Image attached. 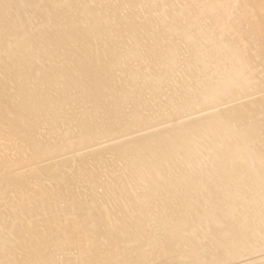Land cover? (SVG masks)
I'll return each mask as SVG.
<instances>
[{"label":"bare ground","instance_id":"obj_1","mask_svg":"<svg viewBox=\"0 0 264 264\" xmlns=\"http://www.w3.org/2000/svg\"><path fill=\"white\" fill-rule=\"evenodd\" d=\"M10 1L11 0H5L4 2L2 1L3 3H1V11L3 12L7 10L5 12L7 15L8 9H10L13 16L11 20V14L7 15V17L9 16V19H5L6 23L3 24L7 26L6 28H8V26L9 29L10 27H12V29L15 30V34L19 37V40L17 39L18 42L26 45V48H28L29 50L32 49L31 54L35 56L37 62L39 61V58L41 59V62L39 61V63H36L35 61H33L32 63L29 62V64L25 60H22L19 61L18 64H15L16 62L13 61L15 66H12L13 64L10 61L11 63L6 64L5 69L7 70V65H10L9 72L12 70V68L14 70H17L16 72H20V74L16 73L15 71H11L10 73L15 72L13 73V77L15 75V78H17L18 76H22L21 82H25V80L29 81L32 79H36V77L38 76L43 79L42 82H45V85L46 83L48 85H50L51 83H58L59 86V83H61V85H63L61 88L63 92H60L58 90L59 87L57 90L60 92L59 95L62 97L60 100L63 102L64 99V102L63 106H60V109H63V111L61 112L60 109L55 111L54 107L56 108L58 106L59 108V100L55 101L56 98H51V96L49 97L48 95L44 94L45 90L43 94H36V90L35 94L33 95H35V99L40 98V100L37 99L38 102H40L35 105V102L33 100L31 101L28 99L29 96H27L26 98V96L23 95L26 88V86L24 88V82H22V85L24 83L23 89L21 88V86L14 87L15 91L24 90L21 93V96H24L26 98L25 99L24 97H20V92L18 91V94L14 93L17 95V97H20L19 99H21V101L19 102H16L17 100L15 101L16 103H18V105L15 104L17 107L19 106L18 109H15V106L11 107L8 102H5L6 105H10V109H8L9 111L6 110V114H4V112L3 114L5 115V117L8 114H12L13 118H11L12 124L10 125L9 130L5 133L4 130H6L7 127H4L8 123L4 124V122H2L4 118L3 114L0 116V139L5 138V140L12 142V140L9 139H12L14 136H18L17 138H20V140L18 139L20 142L15 143V145H5V143L2 141L1 142L4 144L0 143V194L1 191H7L13 194V196H9L10 199L6 203H4L5 201L3 203L2 201L0 202V235L4 238L2 241H0V264H264V58H262L264 56V0H210V3L204 4L206 5V8H204V6V10L202 12L201 10L200 12L198 11L200 14L205 13V17H208L213 21L212 24H214L216 28L210 31L204 30L205 24H201L200 22H198L200 21L199 19L201 17V15H198V12L196 13L197 16H189V18H186L190 19V21H188L189 24L191 23L190 25L188 24L189 26H194V23H199V26L196 25L198 26V32H195L194 28L192 32L190 30V32L186 33V30H184L183 33L185 34V36H183L181 39V45H183L184 47H189L191 49L193 48L194 50L192 52H189L187 56L183 57V54L181 53V50L183 48L181 46V48H179L176 53L173 52L171 48V50L168 49L169 51H165L166 56H164L165 54L161 57H158V55L155 56L156 58H161V60L162 58L165 60L166 57L172 56L173 54H175L176 57L174 56V62H164L162 60V63L160 64V72L157 70L150 71L148 69L150 72H147L148 74L146 75V77L144 75L145 78H143V80L146 81L142 82L141 80V84L139 81L140 86L142 87L143 85L142 92H144L145 95H149L151 97V94L155 92L156 89L162 87V85H164V82L166 83L165 79L169 77L174 78L175 74L178 73L179 75L181 74L178 79L180 80V83L183 87L182 95L177 97V93H173L172 97H169L172 101L171 104H173V109L169 114H158L153 117L147 112V114L139 115L136 119L137 122L135 121V123L136 127H138L137 124H139L138 120L140 119L139 121L142 122L143 125V128L141 129L137 128L133 129L132 131L131 126H134V122L133 125L120 124L121 126L119 128H116H118L119 132L121 131V135H119V132L117 133L119 135L118 137H120V139L123 138L124 140H122L121 142L113 141V143L111 141L115 137H113L114 135L111 136V134L116 133V128L112 129V124H109L107 122L112 121L114 118H118L115 116L120 110V103L116 100L117 98L119 99V97L121 98L122 96H126L130 93L128 89H126L127 87L137 86L138 81H136L135 79L136 75L132 74L131 78H126L129 82L128 83L126 81L128 83L125 86L126 88H124V86L122 87V89H120L121 87H115V89L118 90H112L110 89L112 87L110 85L109 90L112 91L111 94H108L110 92L109 90H106L108 85L105 81H102V78L104 77L103 75H105V72H113L116 67L118 68L120 55L115 56L117 55L116 53H118L117 51L114 53V56H111L112 52H108L109 54H111L109 55L111 56V58H108L107 53V60L104 61V63L106 62L107 67H105V69L103 67V69L105 70V72L103 71L104 74L101 75L102 73H100L99 75L98 71L95 72L94 70V73L92 74V71H90L89 73L92 74V76L90 75L91 78L89 79V81L82 74L80 68H77L78 72L76 73L78 74L73 75V71L69 75V72L65 73V68H60L61 66L57 67V65L54 66L45 64L46 57L49 54L51 55V52L54 53L55 48L54 50L52 49L54 45H50L49 39L46 43L44 41L43 43L42 41H40V37L35 36L34 38H31L29 36H26V29L35 30V27L31 25L32 21H30L29 14L39 13L41 16L43 15V22L46 23V26L47 24L54 26L55 20L58 19L55 18L59 17L56 15H62V11H60L59 9L61 8V5H66L72 0H15V4L12 2L13 5ZM124 1L125 0H123V2ZM81 2L83 3V1ZM93 2V0H90V3ZM126 2L128 6L129 4H131L130 6H140L141 9L142 5V8L144 9L146 0H126ZM86 3L89 4V1L86 0ZM98 3L100 2L98 1ZM124 4L126 3L124 2ZM178 4L179 3L177 0H158L156 4L158 5L156 6V12L151 9H149V11H153V17H155V13L156 15L161 17L160 15L166 11L165 7L169 6L167 11L170 10V12L168 13L171 14V11L179 10ZM92 7L93 6H90L89 8L91 9ZM118 7L120 8V6ZM132 7H130L129 11ZM89 8L85 7L82 12H84V15H86L85 20L91 19V23L93 17L90 18V14L93 10L91 9L90 12ZM53 9L56 13L54 15L53 12L52 17L51 12L53 11ZM132 12L136 14L133 10H131L129 14ZM141 12L144 14L143 11H140L139 13L142 14ZM145 14H147V12ZM174 14L175 13L173 12L172 15ZM158 16L157 19L159 20L156 21L157 23H159L158 21H160L159 24H161V21H163V17L159 18ZM13 18H15L16 21ZM60 18L62 17L60 16L58 21H61ZM150 19L151 18H149V20ZM163 19L165 20V18ZM99 20L101 19L99 18ZM151 22L152 19L150 23ZM150 23L149 25L152 24ZM207 23H209V21ZM94 25L95 24H93V26ZM239 25L243 26V30L240 31L241 33L237 31ZM122 26L125 27L124 25ZM72 27L74 28V26ZM82 27L83 26H81V30ZM104 27L102 28L103 30L105 29ZM165 27L166 26H164L163 24L162 27L159 25V29L161 28V32L165 30ZM77 28L80 29L79 26ZM85 28L83 30H85ZM131 28L129 27V29ZM152 28H149L152 30V32L157 34L161 33L160 30L159 32H157L158 28L154 29L153 26ZM201 28H203V31H201ZM123 29L124 28H122V30ZM72 31L73 30H71V32ZM77 31L80 32V30L78 29ZM111 32L113 33L112 30ZM128 32L130 33V31ZM148 32L150 33V30L147 31V33ZM147 33H145V35ZM125 34L128 35L127 32ZM204 34L207 35V37H205L206 35L204 36V40L206 42L203 47L204 49L202 50L205 52L203 53V55H200L197 53V51H201V49L199 48L204 44H202L201 41ZM68 35L70 34L68 33ZM147 36L145 37L146 43ZM108 37H110V34ZM161 37L159 38L160 40L162 39ZM63 38H65V40L69 38V42L72 39H70V36L67 38V35H64ZM80 38L83 39L82 43H84L85 34L84 38L82 36ZM121 38L124 39L125 36H122ZM136 38L135 40H137ZM141 38L143 39L144 37ZM149 38L150 34L148 39ZM131 39L133 41L132 36ZM159 39H157L158 42ZM91 40H93L92 37ZM91 40L89 39V42ZM141 40L138 39V41ZM152 40L153 38L151 39V41ZM108 41L111 42V39ZM112 44L113 43H111V46L109 44L108 45L112 48ZM85 45L89 47L90 44ZM100 45L101 43L99 44V46ZM114 45L115 44H113V46ZM125 45L127 46L128 43ZM93 46L91 45L92 48ZM139 46L141 47V45ZM91 47H89V49ZM116 47L117 45L115 46V48ZM111 48H109L110 51H112V49L113 51H115L114 48ZM119 48L120 47H118V49ZM4 49L6 48L0 45V55H2V51L4 53ZM106 50L108 49L106 48ZM123 50L124 48H122V50L120 49V51ZM129 51H131V49ZM101 52L102 51H100V58L102 57ZM124 52H127V49L126 51H123V53ZM5 53L4 55L6 56ZM91 54L94 55V52H91ZM180 54H182L181 58ZM93 55L91 57H93ZM8 56H10V54L7 55V58H9ZM71 56L73 55L68 56L67 59L72 60L73 57L71 58ZM91 57L87 56V58H89V62H92ZM207 57L208 59L210 57V60H204V58ZM63 58H66V55L65 57L63 56ZM82 58L83 61H86L84 60V57ZM100 58L98 59L99 61L102 60V58ZM75 59L77 60V57L74 58V60ZM166 59L168 60V58ZM212 59L215 62L226 61L227 59V63L225 62L226 65L223 68L224 74L226 76L229 75L230 78H227V80L225 79L226 81H216L219 86H221V84L222 86L220 87V91L217 93L215 92L216 94H214L213 97L210 96L212 95L211 92V94H204L206 86L201 85L200 83L197 84L193 88V92L195 95H199V93H202L200 97L201 101L199 103L195 102L196 104H193L192 102H194V100L192 101L191 98H187L189 97V95L193 94V92L191 91V82L194 81L193 78L197 76V74L205 76L204 74L208 73V71L206 73L205 70H202V67H206L208 62L213 61ZM10 60H13V56ZM74 60H72V62ZM72 62L70 64H72ZM85 63H87V66H89V63L87 61ZM92 63H95L96 65V62ZM158 63L159 61L157 62V64ZM44 64L46 66L45 68L43 67ZM82 64L84 63L81 62V66ZM101 64L100 66H105L104 64ZM190 65L194 67V70L200 71V73H196V71H194L193 68L190 67ZM87 66L85 65V67ZM75 67L73 68L75 69ZM96 67L98 66L96 65ZM96 67H94V69H97ZM71 68L72 67H70V69ZM88 68L90 69V66ZM19 69L20 71H18ZM120 69L123 68L120 67ZM255 69L260 70L257 73V75H260V78L254 76L253 70ZM4 70L3 72H5ZM188 71L191 72L188 73ZM6 76H8V73L4 75L5 78H8ZM126 76L128 77L129 75ZM79 77H81L82 79H79ZM113 77L115 78V76ZM163 77L165 78L162 79ZM108 78L109 77L106 75V81L110 82V78ZM12 80H14V78L11 79V81ZM17 80H14L12 83L16 82ZM5 82L9 84V81L7 82L6 79ZM210 82L214 83L211 80ZM210 82L208 81L206 85L208 84L209 86ZM6 83L1 82L0 84V101H2L0 103L3 104V107L5 105L3 101H7V99L11 97L10 96L7 98V96H9L10 94V91L9 89L7 90V88L10 87L11 90L13 88L12 86H9L10 84L8 85V87ZM104 83L107 86H105ZM111 84L113 83L111 82ZM36 85L40 86V83H37ZM252 89H259V94H256ZM120 91L122 94H120ZM118 92L120 95H117ZM6 93H8L7 96H5ZM47 93L49 94L50 92L47 91ZM142 95L143 93L139 94L136 99H134L133 97L131 98H133V101H143L147 103L145 99H142ZM4 96L6 99L3 98ZM1 97L4 100H2ZM31 97L33 98L32 95ZM234 98H236V100L238 101L235 104L233 103L231 106L228 105L231 103V100H234ZM14 99H16L15 96ZM27 99L29 100V102H32V104L29 103V106H26L28 102L25 103L26 101H28ZM24 100H26L24 102L25 104L22 105L21 102ZM98 100H101L105 104H114V107L112 106V111L111 109H107L108 107L105 106V104L103 105L107 110H109V114L107 113L109 117L107 116L108 118H106L109 120H104L105 115L102 116V113L106 111L102 109L101 101L99 102ZM15 102L13 101V104ZM51 103L54 104V107L50 106ZM148 103L147 105H149ZM2 104H0V106ZM136 104L137 103H135V105ZM64 105L69 106L67 107L68 110L64 109ZM76 105H79L80 111H78V109L75 107ZM218 105L222 106V108L220 107L217 109L216 107ZM8 106L6 107L8 108ZM49 106L51 109H53L50 110ZM198 106L203 107V109H200L199 111L196 110V107ZM75 108L77 109V112L75 114L73 112L72 114L71 111L73 109L75 110ZM213 108H216L217 111L215 110L213 112H209V109L211 110ZM101 110L104 112H102ZM207 111L209 112V114H207ZM203 113L206 114L198 117L199 114ZM110 114H112V116H110ZM62 115H68V118L63 119L64 121L62 126L65 127L64 129H62V126L59 128L57 125V118L62 117ZM101 116L104 117L103 121L101 119ZM5 119L3 121H5ZM210 119L215 120V125L213 126L216 130V133L220 135L219 132H221L222 136H224L225 138L222 137L224 139L223 142H221V146L217 145L219 147H214V149H216L217 151L212 149L213 152L211 151L209 153L204 151V153H201L205 156V158H210L208 159V162H205L208 163V166H201L198 165V162H195V160L196 158H198V156L200 157L202 155H200L199 153L196 158L193 157L194 155H197L198 152L196 151L199 148L198 146L200 144L194 145V142H192L191 140L192 138L188 139V135H190L191 130L195 129L196 127H202L204 123L205 125H207V123L208 125H211L210 121L207 122ZM153 120L156 121L152 123ZM123 121L120 122L123 123ZM149 124H152L151 127H148ZM100 125L102 126L100 127ZM43 126L45 128H43ZM125 126H128L129 129H125ZM236 126H238V128ZM203 127L202 129L204 130ZM209 127L207 128L209 129ZM39 128L45 129V133L40 132L42 134L40 135V138H38V141L33 140L34 137H37L35 136L36 134H40L35 133L37 132V130H40ZM235 128L238 129L239 132L235 130ZM60 129H62L61 131L63 132L65 131V134L61 133L59 131ZM198 130L200 129L198 128ZM21 133L23 134L22 136ZM192 133L194 134V131ZM19 135L21 137H19ZM105 139L108 142L110 141L112 144H108V142H106L104 144H107V147L105 145V148H102V142L100 143V141ZM211 139L213 138L211 137ZM96 141H98L101 145H99V143ZM188 142H190V144H188ZM96 143H98V145L101 146L100 148L102 149L95 150V147L97 146H95ZM89 144L93 145H91L92 148L95 146V152L89 154L90 158H92V161L103 163V157L105 155L114 157L116 156L118 160H121L123 158V170H127L128 174L126 171L127 175H124L127 182H120V185L118 187H115L114 189H111L109 186L108 188L107 186L105 188L101 180L102 177L100 175L89 178L90 181L83 180V182L88 185L84 186L86 193H95L96 195L102 193L98 192L99 190H103L105 196V198H99L97 196H94L93 194H87L86 196L90 197L91 199L89 200V203H84L80 196H75L72 193L68 195V186L73 185V178H71L70 180L68 176L74 175L82 170L84 166L83 164H85L84 161L86 160L85 156L87 157L88 154H86L85 156H77L75 160L74 158L70 159V156L66 157V155L68 156V154H65V157H63L64 154L61 152H63L70 146H88ZM171 146L175 151L178 150L177 152L180 155L185 156V161L182 160L181 163H183L185 166L190 167H184L181 169L176 167L180 170H178V175L172 177L173 180L172 178H170L171 175L169 176V178L174 181L173 183L170 179H166V176L168 177V174L172 172V168H170V165L172 164H169V167L167 168L165 163L168 159V156L166 157V160L163 156L165 148H167L168 152ZM195 146H197L198 148ZM141 147H150L151 150H156L158 156L162 152L163 153L160 155V159L159 157H157L158 160L153 162V165L148 164L149 166H146L145 163L140 162L143 160L141 157H133L135 150ZM194 148H197L195 151H193L196 153H192L194 154L192 155L191 152ZM201 148L205 147L203 146ZM79 149H76V151L79 152ZM82 149L80 151L84 150ZM201 150L199 149V151ZM171 152L170 155L173 153ZM57 155H62L63 158H61V160H59L60 158H58L57 160L56 157H59ZM166 155L168 154L166 153ZM162 157L164 158V161L162 160ZM134 158L139 161L135 160ZM202 159L205 160L203 156ZM169 160L170 159H168L167 163H170ZM180 160L181 159H179V162ZM42 161L49 162H46L47 164L44 163L45 165H43L41 163ZM38 162H40L43 166L38 167ZM20 164L22 168L23 166H26V168L28 169L26 172L18 175L19 173L17 171L19 169H22L21 167H19V169L17 168ZM69 172H71L72 174L69 175ZM61 173H63V175ZM134 173L137 174V176L134 177ZM81 176H84V174H81ZM62 178L65 179L67 184L69 183L68 186L67 184H65L67 186L66 189L68 188V191H61V188H64L62 187V183L61 188H59V192H57L58 190L54 189L57 193H55V191L54 193H52V191L49 189V186L52 183L55 184V182H58ZM138 179H140L141 182H144V184H138ZM35 181V186H37L38 188L33 191L32 186ZM134 183H137V187L135 186L136 188H133ZM54 184H52V186ZM59 185L60 183L58 184V187ZM55 187L56 186L54 185L53 188ZM138 188L139 190L136 191V189ZM108 189H110V191H114V194L118 195L119 197L117 198H119L120 200L113 207V212L109 210V207L107 209L108 205L106 202V195L109 193ZM49 190L52 193H50V195H48ZM85 192L83 194H85ZM110 198L112 197L110 196ZM150 199H152V203H154L151 210H153L154 207L158 210L157 213L154 212L156 213V215L152 214L154 217H149L148 215L146 216V213L149 211V207H146V205L150 203ZM110 200L108 199V201ZM206 206H209L211 210H207L205 208ZM123 208H127V210L129 211L130 209L128 208L134 210L130 212L127 211L129 215H122L121 217H118L119 215L116 214L118 212L123 213ZM21 215H25L27 218L23 216L25 219L22 220L20 217ZM112 216H115V221L113 220L114 222H112V224H109L111 222ZM6 217L12 218V220L8 221ZM127 218H131L133 219V221H131L132 224L130 225L131 230H125L124 232V228L116 223L124 222ZM113 223H115V225H113ZM78 225H82L84 230L83 232H81V230L79 229L82 235L81 237H84L83 240H80L81 238L78 239L79 244L78 241H76L77 238H79V232L77 228ZM37 232H42L40 234V237L39 235H37ZM4 235H7L8 237H4ZM24 235H27L28 237L25 238ZM24 239L26 240L25 242H23ZM82 242H89L90 245L86 246L82 244ZM23 243L29 244L24 246Z\"/></svg>","mask_w":264,"mask_h":264},{"label":"rangeland","instance_id":"obj_2","mask_svg":"<svg viewBox=\"0 0 264 264\" xmlns=\"http://www.w3.org/2000/svg\"><path fill=\"white\" fill-rule=\"evenodd\" d=\"M5 1V0H0V7H1V3H3V2ZM14 1L15 0H11L10 2L12 3H14ZM81 1H83V3L81 2ZM87 1H89V4L88 3H86V0H72V1H70L68 4H66V5H61V8H59L60 9V11H62V15L61 14H58V15H56V16H61L62 18H60L61 19V21H58L59 20V17H56L55 19H57V20H55V23H54V26L53 25H48L47 24V26H46V23L45 22H43V15L41 16L39 13H34V14H29V16H30V21H32V24L31 25H33L34 27H35V30H30V29H26V31H25V34H26V36H29V37H31V38H34L35 36H37V37H40L41 39H40V41H44L45 43L48 41V39H49V43H50V45L51 46H53V50H54V48H55V50H54V53L53 52H51V55L49 54L47 57H46V60H45V64H49V65H57V67H59V66H61L60 68L61 69H64L65 70V73H68L69 75H70V73L71 72H73L74 71V73H72L73 75H76V74H78V73H76V72H78L77 71V68L79 69L80 68V71L82 72V74L88 79V81H89V79L91 78L90 77V75L92 76V74L94 73L93 72V70L95 71V72H97L98 71V74L100 75V73H102L101 75H103L104 74V72H105V67H107V65H106V62L104 63V61L105 60H107V53L109 52V53H111V54H109L108 53V58H111V56H114V53L117 51L118 53H116L117 55H115V56H118V55H120V59H119V65H118V68L116 67V69L111 73V72H108L109 74H110V76H109V74L108 73H106L105 72V75H103L102 77V81L104 82H106V84L108 85H106L105 83V86H107V89L106 90H109V88H110V85L112 86L110 89H112V90H118V89H115V87L117 88V87H121L120 89H122V87L124 86V88H126L125 86H126V84H128L129 82L127 81V79L126 78H131L132 77V74H134V75H136V81H138V83H137V86H132V87H127L126 89H128V91L130 92L129 94H127L126 96L124 95V96H122L121 98L119 97V99L117 98V100L116 101H119V107H120V110H119V112L117 113L118 114V116H117V114H116V116L115 117H118V118H114L112 121H106L107 123H109V124H112V129L113 128H116V127H120L121 125L120 124H129V125H133V122H134V126H131V130L133 131V129H141V128H143V125H142V122H140L139 120H138V123L140 124V126H139V124H137L138 125V127H136V123H135V121L137 122V117L139 116V115H143V114H147V112H148V114L149 115H152L153 117L154 116H156V115H158V114H162V115H166V114H169V113H171V110L173 109V104H171V100H170V96L172 97V94L173 93H177V97H179L180 95H182V92H183V87H182V85H181V83H180V80L178 79L179 78V76L181 75H179L178 73H176L175 74V77L173 78V77H169V78H167V79H165L166 80V83L164 82L163 84L164 85H162V87H160V88H158V89H156L155 90V92H153L152 94H151V97L149 96V95H145V93L144 92H142V88H143V85H142V87L140 86V84H141V80H142V82H144V81H146V80H143V78H145L146 77V75L148 74L147 72H150V71H152V70H154V71H159L160 72V68H161V61L163 60L164 62H170V61H173L174 62V56H175V54H173L172 56H169L170 58H171V60H170V58L169 57H166V58H168V60L165 58V60L162 58V60H161V58H158L159 56L161 57L162 55H164V56H166V53H165V51H167L168 49L169 50H171V48H172V51L173 52H177V50L179 49V48H181V46H182V50H181V53L183 54V57H185V56H187L188 55V53L189 52H192L194 49L192 48H189V47H184L183 45H181V43H182V41H181V39H182V37L183 36H185V34L183 33L184 32V30H186V33L187 32H190V30H191V32H192V30H193V28H194V30H195V32H198V26H199V23H197V24H195L194 23V26L193 25H191V26H189L190 24H189V22L188 21H190V19H186V18H189V16L191 17V16H197L196 15V13L199 11L200 12V10H201V12L204 10V8H206V5H204V4H207V3H210V0H177L178 1V9L179 10H175V11H171L172 13L170 14V13H168V12H170V10L169 11H167L168 10V7H165V9H166V11L165 12H163L160 16L161 17H159L158 15H156V13L154 14V16L155 17H153L152 16V14H153V11L154 12H156L155 10H157V7L156 6H158V5H156L157 4V2H158V0H146V3H145V6H144V4H143V6H144V9L142 8V5H141V9H140V6H130L131 4H129V6H128V4H127V2H126V0L124 1L126 4H124V2H123V0H96V2H95V0H93L94 2L93 3H90V0H87ZM98 1L100 2V3H98ZM151 1V2H150ZM153 1V2H152ZM9 2V3H10ZM110 2V3H109ZM148 2H149V4H148ZM13 3H12V5H13ZM156 3V4H155ZM182 3V4H181ZM15 4V3H14ZM72 4V5H71ZM91 4V5H90ZM147 4V5H146ZM84 5V6H83ZM93 6L91 9L93 10L92 12H91V9L89 8L90 6ZM100 5V6H99ZM117 5V6H116ZM122 5V6H121ZM149 5H150V7H149ZM154 6V8H153V6ZM78 8H77V7ZM89 6V7H88ZM107 6V7H106ZM118 6H120V8L118 7ZM181 6V7H180ZM205 6V7H204ZM67 7V8H66ZM80 7V8H79ZM85 7H87V8H89V11L91 12V14H90V18H92V21H91V23H90V20L91 19H89V20H85L86 19V15H84L85 13L84 12H82V10L85 8ZM96 7H97V9H96ZM130 7H132L131 8V10H133V11H135V13L136 14H134V12H132V13H130L129 14V12H131V10L129 11V9H130ZM136 9H135V8ZM204 7V8H203ZM76 8V9H75ZM134 8V9H133ZM138 8V9H137ZM181 8V9H180ZM64 9V10H63ZM139 9H140V11H143L144 12V14L142 13V14H140L139 12ZM143 9V10H142ZM149 9H151V10H153V11H149ZM10 9H8V12H7V15H9V14H11V10L9 11ZM96 10H98V11H96ZM100 10H101V12H100ZM106 10V11H105ZM109 10V11H108ZM147 10V11H146ZM196 10V11H195ZM7 10H5V11H1V9H0V45L1 46H3L4 48H6V49H4V53L5 52H8V53H5L6 54V56L4 55V53H3V51L1 52L2 53V55H0V84H1V82L2 83H6L5 82V79H6V81L8 82L9 81V84L8 83H6L7 84V86L9 85V86H12L13 88H12V90H11V88L9 87V88H7V90L9 89V91H10V94H9V96H7L8 95V93H6V95L5 96H7V98L8 97H10V98H8L7 99V101H3V103L5 104L4 105V107L6 108H4L3 107V104L2 103H0V104H2L1 106H0V112H1V114H0V116L3 114V112H4V114H6L7 113V111L6 110H8V109H10L9 107H10V105H11V107H14L15 109H18V107L16 106V105H18V103H16V102H19V101H21V99H19L20 97H24V96H21L22 94V92L24 91H20V90H14V87H20L21 86V88L23 89V85H24V83H25V85H24V88H25V86H26V88H25V91H24V93H23V95H25L26 96V98H27V96H29L28 97V99L29 100H33L34 102H35V105H37L39 102H38V100L37 99H39L40 100V98H36L35 99V95H33V94H35V92H36V90H37V92H36V94L37 93H42L43 94V92H44V90H45V92H44V94H46V95H48L49 97L51 96V98H56L55 99V101H58L59 100V102H58V105H59V108H58V106L55 108L54 107V104H52V103H55V102H52L51 104H50V106L51 107H54V109H55V111L56 110H58V109H60V106H63V102H64V99H63V102L60 100L62 97L59 95L60 94V92L62 91L63 92V90L61 89L62 88V86L63 85H61V83H59L60 85L58 86V83H51L50 85H48L47 83H46V85H48V86H50V87H48V86H46L45 85V82H42V80L43 79H41L40 77H36V79H32V80H25V82L24 81H22V82H24L23 83V85H22V82H21V80H22V76H18L17 78H18V80H17V78H15V75H14V77H13V73H15L17 70H14L12 67V70L11 71H15V72H13V73H10L9 72V67H10V65H7V70H8V72H7V70L5 69V67H6V64H10L11 62H12V66H15V64H18V62L19 61H22V60H25L26 62H30V63H32L33 61H35L36 63H39V61L41 62V59L39 58V61L37 62V59L35 58V56L33 55V54H31L32 53V49H28V48H26V45H24L23 43H21V42H18V40H19V37L15 34V30H13L12 29V27H10V29H12V30H10L9 29V26H8V28H6L7 26L6 25H4L3 23H6V20L5 19H9L8 17H7V15H6V12ZM103 11V12H102ZM129 11V12H128ZM147 12V14L150 16H148L147 14H145L146 12ZM178 11H179V13H178ZM184 11V12H183ZM53 12H54V15H55V10L53 9V11L50 13L51 14V16L53 17ZM93 12H95V13H93ZM107 12V13H106ZM138 12V13H137ZM149 12V13H148ZM150 12H152V13H150ZM167 12V13H166ZM173 12L175 13L174 15H172L173 14ZM177 12V13H176ZM198 12V13H199ZM2 13H5V14H2ZM93 13V14H92ZM100 13V14H99ZM119 13V14H118ZM65 14V15H64ZM109 14V15H108ZM165 14V15H164ZM3 15H4V17H3ZM97 15V16H96ZM103 15V16H102ZM107 15V16H106ZM168 15V16H167ZM170 15V16H169ZM198 15H201V17H200V21H198V22H200L201 24H205L204 25V27H205V29L204 30H207V31H210V30H214L215 28H216V26L214 25V24H212V20L210 19V18H208V17H205L206 16V14L204 13H199ZM123 16H124V18H123ZM143 16H145V17H143ZM148 16V17H147ZM152 16V17H151ZM157 16L159 17V18H165V20L162 18V20L164 21V23H163V21H161V24H159L160 23V21H158L159 23H157V21L156 20H159V19H157ZM167 16V17H166ZM186 16H188V17H186ZM2 17H3V19H2ZM12 14L10 15V19L12 20ZM94 17H95V19H94ZM98 17V18H97ZM105 17V18H104ZM142 17H143V19H142ZM177 17V18H176ZM205 17V18H204ZM99 18L101 19V20H99ZM116 18V19H115ZM126 18V19H125ZM140 18V19H139ZM149 18H151L152 19V24L150 23V21H151V19L149 20ZM171 20H170V19ZM182 18V19H181ZM13 19H15V18H13ZM83 19H84V21H83ZM139 19V20H138ZM175 19V20H174ZM5 22H4V21ZM104 20V21H103ZM146 20H147V22H146ZM149 20V21H148ZM182 20V21H181ZM14 21V20H13ZM15 21H16V19H15ZM75 21V22H74ZM95 21V22H94ZM99 21V22H98ZM107 21H109L110 22V24H109V22H107ZM135 21V22H134ZM142 21H143V23H142ZM168 21V22H167ZM209 21V23H207ZM58 22V23H57ZM77 22V23H76ZM113 22V23H112ZM69 23V24H68ZM71 23V24H70ZM80 23V24H79ZM84 23V24H83ZM87 23H90V24H87ZM105 23H106V25H105ZM130 23V24H129ZM149 23L151 24V25H149ZM178 23V24H177ZM74 24V25H73ZM77 24V25H76ZM93 24H95L94 26H93ZM103 24V25H102ZM121 24V25H120ZM162 24L164 25V26H166L164 29L165 30H163L162 32H161V28L159 29V25L162 27ZM189 24V25H188ZM67 25V26H66ZM74 26V28L72 27V26ZM102 27H101V26ZM107 25H108V28H107ZM122 25H124L125 27H123ZM149 25V26H148ZM196 25H198V26H196ZM5 28H4V27ZM51 27V28H49V27ZM79 26L80 27V29L79 28H77V27ZM81 26H83L82 27V30H81ZM105 26V27H104ZM152 26L154 27V29L156 28H158V31L157 30H155V31H157V32H159V30H160V32L161 33H154V32H152V30L151 29H149V28H152ZM173 26H175V27H172ZM53 27V28H52ZM86 27V28H85ZM101 27V28H100ZM105 28L104 30L102 29V28ZM111 27V28H110ZM121 27V28H120ZM129 27L131 28V27H133V28H131V29H129ZM85 28V30H83ZM107 28V29H106ZM116 28V29H115ZM122 28H124L123 30H122ZM125 28H126V30H125ZM135 28V29H134ZM192 28V29H191ZM208 28V29H207ZM243 28V26H241V25H239L238 26V32L239 33H241L240 31L241 30H243L242 29ZM69 29V30H68ZM77 29L78 30H80V32L79 31H77ZM90 29H92V30H90ZM110 29V30H109ZM119 29V30H118ZM128 29V30H127ZM153 29V28H152ZM65 30H66V32H65ZM71 30H73L72 32H71ZM87 30V31H86ZM95 30V31H94ZM103 30V31H102ZM106 30H108V31H106ZM111 30L113 31V33L111 32ZM116 30V31H115ZM131 30H132V32H131ZM133 30H136V31H133ZM146 30V31H145ZM150 30V33L148 32L147 33V31H149ZM82 31V32H81ZM99 31H101V32H99ZM117 31H118V35H117ZM125 31V32H124ZM128 31H130V33L128 32ZM201 31H203V28H201ZM76 32V33H75ZM90 32V33H89ZM92 32V33H91ZM127 32V34L128 35H126L125 33ZM134 32H137V33H134ZM147 33L148 34V36H147V34L145 35V33ZM61 33H62V35H61ZM68 33L70 34V35H68ZM80 33V34H79ZM105 33V34H104ZM110 34V37H108L109 36V34ZM144 33V34H143ZM67 35V38L70 36V42H69V38L68 39H66L65 40V38H63V36L64 35ZM74 34H76V35H74ZM84 34H85V41H86V39H87V41L85 42L84 41V43H82L83 42V39L82 38H80L81 36L84 38ZM97 34H101L100 36L99 35H97ZM108 34V35H107ZM112 34V35H111ZM129 34H130V36H129ZM132 34H134V35H132ZM149 34H150V41H151V39L153 38V40L150 42L149 41V39H148V37H149ZM161 34V35H160ZM72 35H74V36H72ZM80 35V36H79ZM93 35V36H92ZM95 35V36H94ZM97 35V36H96ZM103 35V36H102ZM136 35H137V38H136ZM144 35V36H143ZM157 35V36H156ZM160 35V36H159ZM163 35V36H162ZM206 34H204L203 35V37H202V39H201V41H202V44H203V46H201L199 49H201V51H197V53L198 54H200V55H203V53L205 52V51H202L204 48V45H205V38H204V36H205ZM17 36V37H16ZM49 36V37H48ZM51 36V37H50ZM61 36V37H60ZM79 37V39H78V37ZM113 36V37H112ZM117 36V37H116ZM124 37L125 36V38L126 39H128V40H126L125 38L123 39V38H121V37ZM128 36V37H127ZM131 36H132V38H133V41H132V39H131ZM147 36V39H146V41H147V43H148V41H149V43L147 44L146 42H145V37ZM162 36V37H161ZM44 37V38H43ZM59 37V38H58ZM75 37H77V38H75ZM91 37H92V39L93 40H91ZM100 37H102V38H100ZM105 37V38H104ZM115 37V38H114ZM120 39H119V38ZM130 37V38H129ZM137 39V40H135V38ZM141 37H144L143 39L141 38ZM162 38L161 40L159 39V38ZM175 37H178V38H175ZM205 37H207V35L205 36ZM51 38V39H50ZM97 38V39H96ZM98 38H100L101 40H103V41H101L100 39H98ZM109 38V39H108ZM113 38V39H112ZM155 38V39H154ZM159 39V42H158V40L157 39ZM18 39V40H17ZM54 39V40H53ZM58 39V40H57ZM89 39L91 40L90 42H89ZM94 39H96V40H94ZM111 39V42L110 41H108V40H110ZM116 39V40H115ZM121 39H123V40H121ZM138 39L139 40H141V41H138ZM178 39V40H177ZM99 40V41H98ZM115 40V41H114ZM53 43H52V42ZM117 41V42H116ZM120 41V42H119ZM123 41V42H122ZM126 41H127V43H128V45L126 46L125 44H127L126 43ZM135 41H136V43H135ZM138 41V42H137ZM143 41V42H142ZM43 42V43H44ZM92 42H94V43H92ZM108 42V43H107ZM143 43V45L145 46H143L142 45V43ZM152 42H155V43H152ZM56 43V44H55ZM101 43V45L99 46V44ZM105 43V44H104ZM111 43H113V44H115L114 46H113V44H112V48H114V50L115 51H113V49L110 47L111 46ZM121 45H120V44ZM139 43V44H138ZM145 43V44H144ZM151 43V44H150ZM85 44H87V45H89V47H91V45L93 46V44H94V46H93V48L91 49H89V47L88 46H86ZM110 46H109V45ZM124 44V45H123ZM130 44H131V46H130ZM134 44V45H133ZM150 44V45H149ZM157 44H158V46H157ZM159 44H160V46H159ZM56 45V46H55ZM97 45V46H96ZM105 45V46H104ZM117 45V47L115 48V46ZM139 45H141V47L139 46ZM148 45V46H147ZM175 45V46H174ZM125 46H126V48H125ZM130 46V47H129ZM133 46H135V47H133ZM155 46V47H154ZM87 47V48H86ZM96 47H97V49L98 50H100V51H102L101 52V58H102V60L101 61H99L98 59L100 58V51H98L97 49H96ZM118 47H120L119 49H118ZM124 48V50L123 51H126V49H127V52H124L123 53V51H120V49L122 50V48ZM129 47V48H128ZM132 47H133V51H132ZM140 47V48H139ZM148 47V48H147ZM95 48V49H94ZM106 48L108 49V50H106ZM109 48H111L112 49V51H110L109 50ZM143 48V49H142ZM154 50H153V49ZM155 48H156V50H155ZM158 48V49H157ZM103 49H104V52H103ZM118 49V50H117ZM131 49V51H129ZM6 50H8V51H6ZM69 50V51H68ZM87 50V51H86ZM146 50V51H145ZM154 52H152V51ZM161 50V51H160ZM168 50V51H169ZM175 50V51H174ZM56 51V52H55ZM107 51V52H106ZM145 51V52H144ZM152 53H151V52ZM163 51V52H162ZM91 52H94V55L93 54H91ZM96 52V53H95ZM98 52V53H97ZM105 52H106V54H105ZM121 52V53H120ZM128 52H130V53H128ZM157 52V53H156ZM103 53V54H102ZM151 54V56H150V54ZM160 53V54H159ZM8 54H10V56H8L10 59H12V56H13V60H10L9 58H7V55ZM31 54V55H30ZM56 54H59V55H56ZM65 57V55H66V58H63V56ZM90 54V55H89ZM122 54V55H121ZM152 54H153V56L155 57V56H157L158 55V57L155 59L153 56H152ZM182 54H180L181 56H180V58L182 57ZM70 56V55H73V56H71V58L73 57V59L72 60H74V58H76L77 57V60L75 61H73L72 62V60H71V62H72V64H70L71 62H70V60H68L67 58H68V56ZM81 55V56H80ZM92 56L93 55V57H91L92 58V62H96V65L98 66V67H96V65H95V63H92V62H89V58H87V56ZM97 55V56H96ZM109 55H111V56H109ZM5 56V57H4ZM59 56V57H58ZM76 56V57H75ZM95 56V57H94ZM79 57V58H78ZM82 57H84V60H86L89 64V66H90V69L88 68L89 66H87V63H85L86 61H83V58ZM97 57H99V58H97ZM106 57V58H105ZM176 57V56H175ZM28 58H29V60H28ZM34 58V59H33ZM63 58V59H62ZM90 58V59H91ZM95 60H94V59ZM100 58V59H101ZM154 58V59H153ZM262 58H264V56L262 57ZM31 59H32V61H31ZM49 59V60H48ZM67 60L68 61V63H67V61H65V60ZM79 59V60H78ZM207 59H208V57L207 58H204V60H206L207 61ZM61 60V61H60ZM65 62H64V61ZM82 60V61H81ZM94 60V61H93ZM154 60V61H153ZM208 60H210V57H209V59ZM213 60V59H212ZM11 61V62H10ZM13 61H15L16 63L14 64L13 63ZM52 61V62H51ZM78 61V62H77ZM82 63H84V64H82V66H81V62ZM99 61V62H98ZM102 61H103V63H102ZM122 61V62H121ZM159 61V63L157 64V62ZM226 61H227V59H226ZM226 61H217V62H215L214 60L213 61H211V62H208L207 63V66L206 67H202V70H205L206 71V73H207V71H208V73L207 74H204L205 76H202L201 74H197V76H195L193 79H194V81H192L191 82V87H192V92H193V88L197 85V84H201V85H204V86H206L205 87V95L206 94H208V93H212V95H210L211 97H213V95L214 94H216L217 92H219L220 91V87L222 86V84H221V86H219L217 83H216V81H222V80H227V78H230V76L229 75H225L224 74V68L223 67H225V62ZM59 62V63H58ZM80 62V63H79ZM126 62V63H125ZM29 63V64H30ZM53 63V64H52ZM58 63V64H57ZM61 63H63V64H61ZM90 63H91V65L92 64H94V65H90ZM102 63V64H101ZM124 63H125V65H124ZM180 63H182V62H180ZM227 63V62H226ZM45 64H44V68L46 67L45 66ZM61 64V65H60ZM66 64V65H65ZM74 64H76V65H74ZM100 64L101 65H105V66H100ZM210 64H211V66H210ZM71 65V66H70ZM85 65L87 66V67H85ZM122 65V66H121ZM158 65V66H157ZM75 66H77V67H75ZM81 66V67H80ZM83 66H84V68H83ZM96 67L97 69H94V67ZM215 66V67H214ZM63 67V68H62ZM69 67V68H68ZM70 67H72L71 69H70ZM73 67H75V69L73 68ZM100 67V68H99ZM103 67H104V69H103ZM120 67L121 68H123V69H120ZM190 67H192L193 68V70H194V67L192 66V65H190ZM91 68H92V70H91ZM5 69V70H4ZM67 69H69V70H67ZM120 69V70H119ZM150 71H149V70ZM220 69V70H219ZM3 70L5 71V72H3ZM67 70V71H66ZM84 70V71H83ZM193 70H191V71H193ZM18 71H20V69L18 70ZM90 71H92L91 73L92 74H90L89 72ZM104 71V72H103ZM108 71H110V70H108ZM118 71V72H117ZM191 71H188V73L189 72H191ZM194 71H196V73H200V71H198V70H194ZM260 70L259 69H255V70H253V73H254V76H257L258 78H260V75H257V73L259 72ZM87 72V73H86ZM6 73H8V76H6V77H8V78H5L4 77V75L6 74ZM10 73V74H9ZM16 73H18V74H20V72H16ZM21 73H22V71H21ZM86 73V74H85ZM126 73V74H125ZM4 74V75H3ZM71 74V75H72ZM79 74H80V72H79ZM215 74V75H214ZM224 74V75H223ZM2 75H3V77H4V80H3V77H2ZM11 75H12V77H11ZM108 76L109 78V80H110V82L109 81H106L107 79H105V76ZM121 75V76H120ZM126 75H129L128 77L126 76ZM139 75V76H138ZM142 75V76H141ZM144 75H145V77H144ZM192 75V74H191ZM199 75H201V76H199ZM111 76H112V78H111ZM113 76H115V78L113 77ZM211 76V77H210ZM214 76V77H213ZM225 76V77H224ZM2 77V78H1ZM76 77V76H75ZM125 77V78H124ZM221 78V79H219V78ZM14 78V80H17L16 82H14V83H12L14 80H12L11 81V79H13ZM85 78V79H86ZM165 77H163L162 79H164ZM199 78V79H198ZM202 78V79H201ZM217 78V79H216ZM1 79H2V81H1ZM38 79V80H37ZM79 79H82L81 77H79ZM86 79V80H87ZM114 79V80H113ZM116 79V80H115ZM123 79H124V81H123ZM172 79V80H171ZM174 79H176V80H174ZM197 79H198V81H197ZM23 80H24V78H23ZM200 80V81H199ZM202 80V81H201ZM205 80V81H204ZM210 80L212 81V82H214V83H211L210 82ZM225 80V81H226ZM28 83H27V82ZM31 81V82H30ZM123 81V82H122ZM128 83H127V82ZM139 81H140V84H139ZM171 81V82H170ZM210 82L209 83V86H208V84L206 85V83L207 82ZM18 82V83H17ZM20 82V83H19ZM30 82V83H29ZM103 82H102V84H103ZM111 82L114 84H111ZM16 83V84H15ZM37 83H40V86L39 85H36ZM49 83V82H48ZM118 83V84H117ZM13 84V85H12ZM18 84V85H17ZM28 84V85H27ZM33 84H34V86H33ZM55 84V85H54ZM168 84V85H167ZM170 84V85H169ZM212 84V85H211ZM217 84V85H216ZM17 85V86H16ZM118 85V86H117ZM158 85V84H157ZM215 85V86H214ZM36 86V87H35ZM53 86V87H52ZM102 86H104V85H102ZM169 86V87H168ZM218 86V87H217ZM35 87V88H34ZM55 87H56V89H55ZM58 87H59V89H58ZM140 87V88H139ZM210 87V88H209ZM217 87V88H216ZM32 88V89H31ZM46 88H47V90H46ZM139 88V89H138ZM200 88V87H199ZM215 88V89H214ZM247 88V87H246ZM16 89V88H15ZM60 91H58V90ZM170 89V90H169ZM204 89V88H203ZM209 89V90H208ZM32 90V91H31ZM111 90V91H112ZM180 90V91H179ZM207 90V91H206ZM256 94H259V89H252ZM8 91V92H9ZM20 92V94H19V96L17 97V95L16 94H14V93H17L18 94V92ZM29 91V92H28ZM47 91H49L50 93L48 94L47 93ZM52 91V92H51ZM65 91V90H64ZM67 91V90H66ZM110 91V90H109ZM108 91V92H109ZM111 91L108 93V94H111ZM123 91V90H122ZM132 91V92H131ZM7 92V91H6ZM32 92V93H31ZM34 92V93H33ZM53 92H54V94H53ZM69 92V91H68ZM160 92H161V94H160ZM162 92H163V94H162ZM216 92V93H215ZM258 92V93H257ZM132 93V94H131ZM143 93V95H142V99L144 100H146L147 101V103L150 105H147V103L146 102H143V101H133L132 99L134 98V99H136L137 97H138V95L139 94H142ZM179 93V94H178ZM210 93V94H211ZM27 94V95H26ZM30 94V95H29ZM53 94V95H52ZM120 94H122L121 93V91H120ZM119 94V92H118V94L117 95H120ZM167 94V95H166ZM202 94V93H201ZM201 94L199 93V95H195L194 94V92H193V94L192 95H189V97H187V98H191V100L193 101L194 100V102H192L193 104H196V103H199L200 101H201ZM255 94V95H256ZM261 94V93H260ZM31 95L33 96V98L35 99H33L32 97H31ZM45 95V96H46ZM5 96L3 97V98H5ZM13 96V97H12ZM14 96L16 97V99H14ZM37 96V95H36ZM53 96V97H52ZM58 96V97H57ZM135 96V97H134ZM159 96H160V98H159ZM191 96V97H190ZM196 96V97H195ZM198 96V97H197ZM30 97H31V99H30ZM48 97V98H49ZM131 97H133V98H131ZM194 97V98H193ZM2 98V97H1ZM2 98V100H4ZM25 98V97H24ZM23 98V99H24ZM25 98V99H26ZM150 98V99H149ZM169 98V99H168ZM196 98H198V99H196ZM200 98V99H199ZM6 99V98H5ZM27 99V100H28ZM132 101H131V100ZM172 99V98H171ZM1 100V99H0ZM17 100V101H16ZM29 100L28 101H26V100H24V101H22L21 102V104L23 105V104H25V103H27L26 104V106L28 105L29 106V103L30 104H32V102L30 101L29 102ZM121 100V101H120ZM124 100V101H123ZM149 100H151V101H149ZM170 100V101H169ZM13 101L15 102L14 104H13ZM26 101V102H25ZM61 101V102H60ZM97 101V100H96ZM99 102L101 101V100H98ZM153 101V102H152ZM235 101V102H234ZM238 100H236V98H234V100H231L229 103L230 104H228V105H232L233 103L235 104L236 102H237ZM0 102H2V101H0ZM8 102V104H10L9 106H8V104L6 105V103ZM25 102V103H24ZM132 102V103H131ZM142 102V103H141ZM151 102V103H150ZM196 102V103H195ZM135 103H137L136 105H135ZM145 103V104H144ZM158 103V104H157ZM161 103V104H160ZM16 104V105H15ZM65 104H66V102H65ZM105 103L104 102H102L101 101V105H102V109L104 110V111H106V112H104V111H102V112H104V113H102V116L103 115H105L104 117H102L101 119H102V121H103V118H104V120H109V119H106V118H108L109 116L107 115V113L109 114V110H107V109H111V111L113 110V107H114V104L113 105H109V104H105V106H107L108 108L106 109V107H104L103 105H104ZM130 104H132V105H130ZM20 105V104H19ZM33 105H34V103H33ZM32 105V106H33ZM109 105V106H108ZM141 105V106H140ZM6 106H8V108L6 107ZM50 106H49V109L50 110H52L51 108H50ZM93 106V105H92ZM111 106V107H110ZM113 106V107H112ZM134 108H133V107ZM210 106V105H209ZM17 107V108H16ZM64 109H67L68 110V108L67 107H69V106H66V105H64ZM77 109H78V111H80V109H79V105H76L75 106ZM110 107V108H109ZM139 107H140V109H139ZM222 108V106H217L216 108L218 109V108ZM3 108H4V110L6 111H4L3 110ZM75 108V110L73 111H71V113L73 114V112H74V114L77 112V109ZM137 108V109H136ZM151 108V109H150ZM205 108H207V107H205ZM209 109V112H213V111H217V109ZM11 109H13V108H11ZM142 109V110H141ZM200 109H203V107H200V106H198V107H196V110H200ZM48 110V109H47ZM61 110V112L63 111V109H60ZM9 111V110H8ZM49 111V110H48ZM47 111V112H48ZM122 113H121V112ZM140 111H142V112H140ZM136 112V113H135ZM208 112V111H207ZM206 112V113H207ZM209 112L207 113V114H209ZM70 113V114H71ZM206 113H203V114H199L198 115V117H200V116H202V115H204V114H206ZM3 114V115H4ZM185 114H188V113H185ZM7 116H8V118H7ZM68 116V115H67ZM66 115H62V117H59V118H57V125H58V127L60 128L61 126H62V124H63V119L64 118H68ZM108 116V117H107ZM110 116H112V114H110ZM4 118H3V120L5 119V121H3L2 120V122H4V124L5 123H8V124H6V125H8V126H6L5 125V127L4 128H6V130H4L5 131V133L9 130V127H10V125L12 124V122H11V118H13V115L12 114H8V115H6V117H5V115L3 116ZM70 117H71V115H70ZM196 117H197V115H196ZM122 118V119H121ZM10 121H9V120ZM121 119V120H120ZM8 120V121H7ZM123 120H125V121H123ZM120 121H123V123H121ZM156 121V120H155ZM154 120H153V122L152 123H154L155 122ZM210 121V123H211V125L209 124L208 125V123L207 122H209ZM212 121H213V123H212ZM11 122V123H10ZM105 122V121H104ZM206 123H207V125H205V123L203 124V128H204V130L202 129V127H198L200 130H198V128L196 127L195 129H193V130H191V133H190V135H188L189 137H188V139H191L192 140V142H194L193 144L194 145H199L198 147L197 146H195V147H197V148H194L193 150H192V152H191V154L192 153H196V152H198L197 153V155H194V154H192V155H194L193 157H197L198 155H199V153H200V155H202L201 153H204V151L205 152H213V150L212 149H214V147H219V146H221V142H223V139L225 138L224 136H222V134H221V132H219L220 133V135H218V133H216V130H215V128H214V126L213 125H215L214 123H215V120L213 119V120H208ZM59 123V124H58ZM97 123V122H96ZM119 123V124H118ZM152 125V124H151ZM151 125L149 124L148 125V127H151ZM102 125H100V127H101ZM163 126V125H162ZM162 126H161V128H162ZM210 126V127H209ZM164 127H165V125H164ZM207 127H209V129L207 128ZM237 128H238V126H236ZM240 127V126H239ZM43 128H45L44 126H43ZM65 127L64 126H62V129H64ZM118 128H116V133H114V134H111V136H113V137H115V138H113V140L111 141L112 143H113V141H117V142H121L122 140H124L123 138H121L120 139V137H118L119 135H121V131L119 132V130H118ZM40 129V128H39ZM62 129H60L59 131L61 132V133H64L65 134V131L63 132V131H61ZM111 129V128H110ZM125 129H129V127L128 126H125ZM202 129V130H201ZM208 129V130H207ZM118 130V131H117ZM235 130H237L238 132H239V130L238 129H236L235 128ZM3 131V132H4ZM194 131V134L192 133ZM198 133H197V132ZM200 131V132H199ZM212 131V132H211ZM40 132H43V133H45V129H40V130H37V132H35V133H40ZM117 132H119V135H118V133ZM214 132V133H213ZM4 134V133H3ZM34 134V133H33ZM33 134H32V136H33ZM42 133H40V134H36L35 136H37V137H34V139L33 140H36V141H38V138H40V135H41ZM16 135V134H15ZM23 134L21 133V136H22ZM214 137H213V136ZM20 135H19V137H21ZM221 136V137H220ZM15 137L16 136H14L12 139L10 138L9 140H12V142L11 141H8V140H5V138L3 139V138H1L0 139V143H2V142H4L5 143V145H15V143H18V142H20L19 140H20V138H17L16 137V139H15ZM211 137L213 138V139H211ZM222 137H224V138H222ZM36 138V139H35ZM118 140H117V139ZM215 138H216V140H215ZM218 138V139H217ZM8 139V138H7ZM19 139V140H18ZM187 139V140H188ZM193 139H195V140H193ZM219 139H220V141H219ZM6 142H5V141ZM120 140V141H119ZM198 141V144H197V141ZM222 140V141H221ZM2 141V142H1ZM82 141V140H81ZM195 141H196V143H195ZM212 141V142H211ZM8 142V143H7ZM96 142H98V141H96ZM102 142V145L100 144ZM106 142H108V141H106V139L105 140H102V141H100V143H99V145H101L102 146V148H105V145H106V147H107V144H104V143H106ZM110 141L108 142V144L110 143V144H112ZM168 142V141H167ZM215 142V143H214ZM4 143H2V144H4ZM98 143H96L95 144V150H99V149H102V148H100L101 146H99L98 145ZM207 143H209V144H207ZM210 143H211V146H210ZM213 143V144H212ZM219 143V144H218ZM188 144H190V142H188ZM92 145V144H91ZM90 144L87 146V145H83V146H70V147H68L66 150H64L63 152H61V153H63L64 155H63V157H65V154H68V156L66 155V157H69L70 156V159L71 158H76L77 156H81V155H83V156H85L86 154H88V156L87 157H89V158H87L86 156H85V158H86V160L84 161V163L85 164H83L84 166H83V168H82V170L81 171H79V172H75L76 174H74V175H70V174H72L71 172H69V175L71 176H68L69 178H70V180H71V178H73L72 179V183H73V185H71V186H68L69 185V183L67 184V182L65 181V179H63L64 181H65V183H64V181L62 180V182H61V180H59L58 182H55V184L54 183H52V184H54L56 187L55 188H53L54 187V185L52 186V184L49 186L50 188V190L52 191V193H54V189H56V190H58L57 192H59V188H61V184H62V187H64L63 189L61 188V191L63 190V192H65V191H68V188L66 189V187L68 186L69 187V191H68V195L70 194V193H72V194H74L75 196H80V198L83 200V202L84 203H89V200L91 199L90 197H88V196H86L87 194L89 195V194H93L94 196H97V197H99V198H102V197H104L105 198V196H104V193H103V190L101 191V190H99L98 192H102L101 194H96L95 195V193H86L85 192V187L84 186H88V185H86V183L85 182H83V180H89L90 181V179L89 178H91V177H96V175H100L102 178H101V180H102V182H103V184H104V186H105V188H106V186H107V188H108V186L112 189H114L115 187H118L119 185H120V182L121 183H125V176L124 175H127L128 174V171L127 170H123V166H124V162H123V158L121 159V160H118V158L115 156H110V155H105L104 157H103V163L102 162H100V163H98L97 161L95 162V161H92L91 159L92 158H90V156H89V154H92L93 152H95V150H94V147L92 148V146H91ZM202 145V146H201ZM217 145H219V146H217ZM110 146V145H109ZM142 146V145H141ZM205 147V148H201V147ZM210 146V147H209ZM82 147H83V149L84 150H86L87 149V147H88V149L86 150V151H84L83 149H82ZM86 149H85V148ZM213 147V148H212ZM80 148V149H79ZM143 148V149H142ZM207 148H209V149H207ZM76 149H79L78 151L79 152H77L76 151ZM83 150V151H80V150ZM139 149V150H138ZM138 149H136L135 150V152H134V156L133 157H141L143 160L142 161H140L141 163H145V165L146 166H149V165H153V162H155L156 160H158V158L157 157H159V159H160V155L163 153H161V154H159V156H158V154H157V151L156 150H154L153 151V149L151 150V148L150 147H141V148H138ZM150 149V150H149ZM172 146L169 148V150H168V152H167V148H165V150H164V157H165V160L167 159L166 157L168 156V159H170L169 161H170V163L168 162L167 163V161H168V159H167V161H166V163H165V165L167 166V168L169 167L168 165L169 164H172V165H170V168H172L171 169V173H169L168 174V177L166 176V179H170V178H172V177H174V176H176V175H178L177 173L180 171L179 169H181V168H190L189 166H185L183 163H181L182 162V160L183 161H185L184 159H186L185 158V156H182V155H180L177 151H175L174 149H173V151H172ZM197 149V151L196 152H193V151H195ZM199 149L201 150V151H199ZM207 149V150H206ZM68 150V151H67ZM141 150V151H140ZM215 151H217L216 149H214ZM71 151V152H70ZM77 152V153H75V152ZM165 151H166V153L168 154V155H166V153H165ZM173 153H172V152ZM175 151V152H174ZM67 152H70V153H67ZM154 152H156V153H154ZM170 152L172 153L171 155H170ZM74 153V154H73ZM153 153V154H152ZM175 153V154H174ZM70 154V155H69ZM73 154V155H72ZM191 155V156H192ZM57 156H59V157H56V159L58 160V158H60L59 160H61V158H63L62 157V155L60 156V155H57ZM172 156H174V157H172ZM190 156V157H191ZM202 156H203V158L205 159V160H203L202 159ZM202 156H198V158H196V160H195V162H198V165H201V166H208V163H205L206 161L208 162V159H210V158H208V157H206L205 158V156L204 155H202ZM178 157V158H177ZM55 159V160H56ZM135 159V158H134ZM179 159H181L180 160V162H179ZM200 159H201V161H200ZM76 160V159H75ZM91 160V161H90ZM135 160H137V159H135ZM162 160L164 161V158L162 157ZM137 161H139V160H137ZM175 163H174V162ZM47 161H42L41 163L43 164V165H45V164H47L46 163ZM177 162H178V164H177ZM40 162H38V167L39 166H43L41 163L39 164ZM45 163V164H44ZM181 163V164H180ZM100 164H101V166H100ZM149 164V165H148ZM173 165H174V168H173ZM177 165V166H176ZM23 166V165H22ZM178 166H180V167H178ZM19 167H21V164L17 167L18 169H19ZM179 168V169H177V168ZM22 168V167H21ZM17 169V170H18ZM27 169L28 168H26V166H23V168L22 169H19L17 172L19 173L18 175H20L21 173H24V172H26L27 171ZM174 169V170H173ZM175 169H176V171H175ZM23 170V171H22ZM179 170V171H178ZM21 171V172H20ZM126 171H127V174H126ZM93 173V174H92ZM163 173V172H162ZM62 175H63V173H61ZM81 174H84V176H81ZM122 174V175H121ZM172 174H174V175H172ZM61 175V176H62ZM171 175V176H170ZM23 176V175H22ZM134 177L135 176H137V174H135L134 173V175H133ZM169 176H170V178H169ZM63 177V176H62ZM65 177V176H64ZM120 177V178H119ZM124 180V181H123ZM171 180V179H170ZM172 180H173V178H172ZM171 180V181H172ZM107 182V183H106ZM127 182V181H126ZM174 181H172V183H173ZM60 183V185H59V187H58V184ZM137 183L139 184V183H142V184H144V182H141L140 181V179H138V181H137ZM137 183H134V187L133 188H136L137 187ZM171 183V184H172ZM35 184H36V181L33 183V191L34 190H36L38 187L37 186H35ZM65 184H67V186L65 185ZM127 184V183H126ZM52 186V187H51ZM136 186V187H135ZM52 188H53V190H52ZM66 189V190H65ZM71 189V190H70ZM164 189V188H163ZM50 190H49V193H48V195H50ZM139 190V188L138 189H136V191H138ZM60 191V192H61ZM135 191V192H136ZM56 191H55V193H57ZM85 192V194H83ZM108 194L106 195L107 197V200H106V202H107V209H108V207H109V210H111L112 212H113V207L117 204V202L118 201H120L119 200V198H117V197H119L118 195H115L114 194V191H110V189H108ZM6 193V194H5ZM51 193V194H52ZM133 194V193H132ZM5 197H4V196ZM9 196L11 197V196H13V194L11 193V192H7V191H1V194H0V198H1V200H0V202L2 201V203L4 202V203H6L10 198H9ZM110 196L112 197V198H110ZM8 197V198H7ZM114 197V198H113ZM7 199V200H6ZM108 199L110 200V201H108ZM152 199H150V203L148 204V205H146V207H149V211L146 213V216L148 215L149 217H154L152 214H155L156 215V213H157V208H155L154 207V211L153 210H151L152 209V206H153V204L154 203H152ZM113 204V205H112ZM207 210H211V208H209V206L207 207H205ZM124 210V212L123 213H121V212H118L116 215H119L118 217H121L122 215L124 216V215H129L128 213H127V211L128 212H130V211H133L134 209H131V208H128V209H130V211L129 210H127V208H123ZM152 212V213H151ZM154 212H156V213H154ZM25 218H27L25 215H21L20 217H21V219L23 220V219H25ZM144 217V216H143ZM72 218V217H71ZM115 216H112V219H111V222L109 223V224H112V222H114L115 221ZM6 219H8V221H10V220H12V218H9V217H6ZM114 220V221H113ZM131 221H133V219H131V218H127L126 219V221H124V222H119V223H116V224H118L119 226H121L122 228H124L123 229V231L125 232V230L126 231H129V230H131L130 229V225L132 224V222ZM113 225H115V223H113ZM82 225H78V232H79V238H77V240L76 241H78V244H79V240L78 239H80V240H83V238L84 237H81L82 235H81V233H80V230H81V232H83L84 230H83V226L81 227ZM80 227V228H79ZM126 227V228H125ZM80 229V230H79ZM42 232H37V235H39V237H40V234H41ZM84 234V233H83ZM8 237L7 235H4V237ZM25 236V238H27L28 236L27 235H24ZM4 238L0 235V241H2ZM103 240V239H102ZM26 240L24 239L23 240V242H25ZM50 242H51V240H50ZM24 244V246H26L27 244H29V243H23ZM22 244V245H23ZM82 244H84V245H86V246H89L90 244H89V242H82ZM223 264H225V263H223Z\"/></svg>","mask_w":264,"mask_h":264}]
</instances>
